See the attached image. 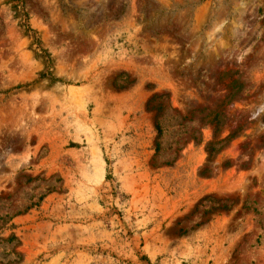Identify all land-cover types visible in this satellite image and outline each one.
<instances>
[{
  "label": "rangeland",
  "instance_id": "374dc122",
  "mask_svg": "<svg viewBox=\"0 0 264 264\" xmlns=\"http://www.w3.org/2000/svg\"><path fill=\"white\" fill-rule=\"evenodd\" d=\"M0 264H264V0H0Z\"/></svg>",
  "mask_w": 264,
  "mask_h": 264
},
{
  "label": "trees",
  "instance_id": "16d2710c",
  "mask_svg": "<svg viewBox=\"0 0 264 264\" xmlns=\"http://www.w3.org/2000/svg\"><path fill=\"white\" fill-rule=\"evenodd\" d=\"M14 9H15V12L17 14H19L21 16V25L24 27L25 29V32L32 35L33 36V43L37 45V47L39 48V45H40V40L39 38L36 36V32L31 28L30 24L28 23V16L27 14L24 12L23 8H22V4H18L16 6H14ZM40 52L42 53V55L44 56V59L46 60V64H49V58H48V54L45 50H43L42 48H39ZM45 75H48L49 76V73L46 72L44 74H42V76H45ZM54 80V79H52ZM218 116H214L213 119H212V122L214 124V133L217 132V126L219 125V119L217 118ZM158 124H156V129L159 131V128H158ZM232 135V133L228 134L227 136H225L224 138H220V139H217V140H212V141H209L207 144H206V151L208 153V159L211 157L212 153L215 152L217 149H216V145L226 141L228 138H230ZM207 171V166H204L201 170H200V173H205Z\"/></svg>",
  "mask_w": 264,
  "mask_h": 264
}]
</instances>
